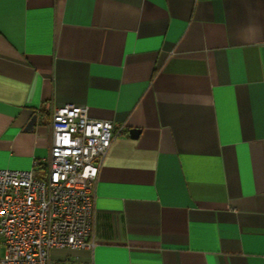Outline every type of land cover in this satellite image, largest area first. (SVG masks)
Wrapping results in <instances>:
<instances>
[{
	"label": "crops",
	"instance_id": "obj_1",
	"mask_svg": "<svg viewBox=\"0 0 264 264\" xmlns=\"http://www.w3.org/2000/svg\"><path fill=\"white\" fill-rule=\"evenodd\" d=\"M68 103L126 133L96 247L53 264H264V0H0V168L47 157Z\"/></svg>",
	"mask_w": 264,
	"mask_h": 264
},
{
	"label": "built area",
	"instance_id": "obj_2",
	"mask_svg": "<svg viewBox=\"0 0 264 264\" xmlns=\"http://www.w3.org/2000/svg\"><path fill=\"white\" fill-rule=\"evenodd\" d=\"M51 130L47 157L28 169L0 168V264H53V249L97 245L96 183L125 126L68 103L54 108Z\"/></svg>",
	"mask_w": 264,
	"mask_h": 264
},
{
	"label": "water",
	"instance_id": "obj_3",
	"mask_svg": "<svg viewBox=\"0 0 264 264\" xmlns=\"http://www.w3.org/2000/svg\"><path fill=\"white\" fill-rule=\"evenodd\" d=\"M37 121H38V114H34L32 117H31V119H30V121H29V123H28V129H33L35 126H36V124H37ZM139 132H140V130L139 129H137V128H132L131 130H130V134H131V136H133V137H136L138 134H139Z\"/></svg>",
	"mask_w": 264,
	"mask_h": 264
}]
</instances>
